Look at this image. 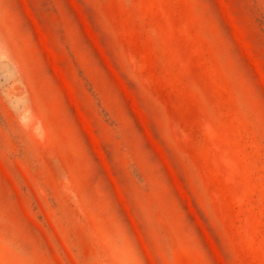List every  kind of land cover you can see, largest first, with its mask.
<instances>
[{
  "label": "rangeland",
  "instance_id": "obj_1",
  "mask_svg": "<svg viewBox=\"0 0 264 264\" xmlns=\"http://www.w3.org/2000/svg\"><path fill=\"white\" fill-rule=\"evenodd\" d=\"M0 264H264V0H0Z\"/></svg>",
  "mask_w": 264,
  "mask_h": 264
}]
</instances>
